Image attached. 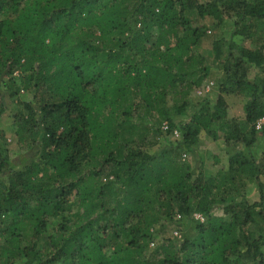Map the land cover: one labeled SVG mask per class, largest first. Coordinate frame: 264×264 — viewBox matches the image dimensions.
<instances>
[{"label": "trees", "instance_id": "trees-1", "mask_svg": "<svg viewBox=\"0 0 264 264\" xmlns=\"http://www.w3.org/2000/svg\"><path fill=\"white\" fill-rule=\"evenodd\" d=\"M195 19L229 20L230 40L204 52ZM214 67L215 99L191 104ZM21 91L17 135L35 153L12 159L0 127V264H264V0H0V122ZM232 94L243 121H228ZM173 115L180 140L151 154L153 119L173 132ZM203 132L235 149L215 175ZM176 216L192 230L149 254Z\"/></svg>", "mask_w": 264, "mask_h": 264}, {"label": "rangeland", "instance_id": "rangeland-1", "mask_svg": "<svg viewBox=\"0 0 264 264\" xmlns=\"http://www.w3.org/2000/svg\"><path fill=\"white\" fill-rule=\"evenodd\" d=\"M200 3H207L209 0H199ZM195 26H207L208 30L206 33V39L205 43L203 45V51L208 53L212 48V41L214 39L220 40L223 39L225 41L230 40L231 33H232V26L231 22L229 20H225V22L222 24L221 27L216 28L217 22L214 20H200L195 19L194 20ZM261 33V32H259ZM235 45L242 46L248 49L255 50L258 46L257 42L236 37L232 39ZM210 61L212 62V58H210ZM216 67V66H215ZM213 69L212 75L209 77V79L206 81V83L197 90H194L191 92L189 101L193 105H197L198 103L204 101V100H212L215 99L216 95L218 94V83H217V76L220 74L219 69L215 68ZM257 71L255 69H251L249 71V78L250 80H253L256 77ZM226 101H227V114H228V121L236 120V121H243L245 118V112L244 108L245 105L248 102V98L246 96L242 95H224ZM33 93L31 92H25L21 91L16 98V100H9L6 99L5 107L6 112L1 119L0 127L4 133V137L6 140V147L9 151V154L12 159L19 160L27 157H31L34 155L35 150L31 148L30 145H24L19 142L17 130L18 125L16 124L15 116L20 113L22 110V107L20 106L21 102H29L32 101ZM169 100V106L173 105L172 97L168 98ZM140 114H143L142 111H140ZM171 122L174 123V131H178L179 124L181 122L185 121L186 119L183 117L175 116L173 115L171 118ZM138 122V119H136ZM158 123V127L161 124V133L158 135L156 139V143L151 144V146L147 149L148 152L151 154L157 153L161 151L162 148L167 146L168 144L172 143L174 144L176 141L180 140L179 138H175L172 133L174 132H167L165 133L162 130V125L164 123H168L167 121H162L158 117H155L153 119V123ZM259 131V130H258ZM180 134V132H179ZM235 152V149L233 148H227L225 146L224 139L221 135L219 140L214 141L212 138L208 137L204 132L200 134L199 136V143L197 148V153L200 155L202 163H204V168L209 174L215 175L220 169H226L228 167L229 157L231 154ZM258 154H262V149L258 150ZM215 158L218 160L219 163L215 162ZM184 160L187 162H191L194 167H199L198 162L193 159L192 157H184ZM110 170H106L103 175V180L106 179L107 173H109ZM112 178H110L111 180ZM249 190L247 195H249V201L257 200L258 195L257 192L254 190V186L248 188ZM77 209H74V212H76ZM217 215L220 216V213H217ZM59 221L55 220L52 222V225L50 227L51 234L58 228ZM194 222L192 221H186L184 223L181 222L180 219H178V216L175 217V219L172 222H165L161 223L160 225H157L154 228L155 233H157V238L155 240V246L151 247L149 250V254L153 253L157 248H159L163 242H165L166 239H175L176 241H180L183 239V235L189 231L192 230L194 226ZM177 234V236H176ZM1 245V240H0Z\"/></svg>", "mask_w": 264, "mask_h": 264}, {"label": "built area", "instance_id": "built-area-1", "mask_svg": "<svg viewBox=\"0 0 264 264\" xmlns=\"http://www.w3.org/2000/svg\"><path fill=\"white\" fill-rule=\"evenodd\" d=\"M263 126H264V118L263 119H261V120H259L258 122H257V124H256V129L257 130H261L262 128H263ZM169 124L168 123H164L163 125H162V130L165 132V133H167V132H169ZM172 135L175 137V138H179L180 137V134H179V132L178 131H174L173 133H172ZM194 218H195V220H197V221H199V222H204L205 221V219L201 216V215H194ZM178 219H180V216H178ZM176 236H177V234H176ZM155 246V242H153L152 244H151V247H154ZM263 261H264V255H263Z\"/></svg>", "mask_w": 264, "mask_h": 264}, {"label": "crops", "instance_id": "crops-1", "mask_svg": "<svg viewBox=\"0 0 264 264\" xmlns=\"http://www.w3.org/2000/svg\"><path fill=\"white\" fill-rule=\"evenodd\" d=\"M250 187H252V186H250Z\"/></svg>", "mask_w": 264, "mask_h": 264}]
</instances>
